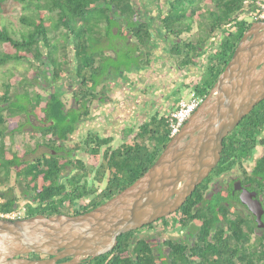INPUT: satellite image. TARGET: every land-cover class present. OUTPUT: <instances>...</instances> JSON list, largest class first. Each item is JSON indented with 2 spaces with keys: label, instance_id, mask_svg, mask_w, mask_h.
<instances>
[{
  "label": "flooded vegetation",
  "instance_id": "obj_1",
  "mask_svg": "<svg viewBox=\"0 0 264 264\" xmlns=\"http://www.w3.org/2000/svg\"><path fill=\"white\" fill-rule=\"evenodd\" d=\"M138 1L146 7L136 13L138 18L150 22L149 44L155 45L148 56L144 54L148 63L106 75L96 87L95 97L76 76L63 74L49 89L63 102L53 106V117L48 116L44 102L34 107L26 103L16 119H12L8 109L3 111L0 203L13 202V210L7 212L15 213L12 219L74 215L108 200L104 197L106 190L114 187V179H123V172L127 171L123 164L117 171L120 163L111 166L110 158L123 154L127 145L140 143L143 125L148 126L149 133L142 142L147 140L149 148L153 147V119L168 116L179 96L200 81L220 40L236 30L233 22L217 26L206 36L210 22L216 21V1L196 0L191 2L193 8L183 3L193 22L190 31L178 35L163 28L162 16L159 18L161 12L170 9L167 0ZM204 11L207 17L202 14ZM242 19L251 24L254 16L245 12ZM196 21L198 31L193 29ZM184 33L190 37L185 38ZM174 41H199V50L189 54L186 62L187 57H177L169 50ZM163 63L164 67H159ZM158 78L163 81L155 87ZM40 81L35 89L46 94ZM251 126L252 122L246 119L230 135V154L220 155L217 165L203 180L202 200L131 230L129 251L136 243L147 246L156 258L155 264H216L221 257L228 263L240 264L242 252L245 263L252 260V249L263 252L264 240L259 244L258 239L264 235V122L253 137L249 136L254 132ZM241 149H246V153L241 154ZM22 257L51 256L29 253ZM87 260L90 258L79 264Z\"/></svg>",
  "mask_w": 264,
  "mask_h": 264
},
{
  "label": "trees",
  "instance_id": "obj_2",
  "mask_svg": "<svg viewBox=\"0 0 264 264\" xmlns=\"http://www.w3.org/2000/svg\"><path fill=\"white\" fill-rule=\"evenodd\" d=\"M184 1L167 0L169 11L160 13L159 18L162 16L163 28L172 31L175 35L190 31L193 22V16L187 15L184 9ZM186 1L194 3L196 0ZM211 1H216L217 15L216 21L210 22L206 36L211 35L217 26L219 28L221 25L233 22H235L236 30L220 40L214 55L207 64L204 75L197 84L193 85L203 98L229 61L240 37L250 26V23L246 24L242 19V15L245 12H252L255 16L259 10L258 4L264 3V0H251L249 3H244V0ZM138 2V0H0V26H2L0 27V44H3L4 47L0 54V65L29 57L40 66H46L43 69L42 77L36 72L30 77L34 85L37 80L44 81L42 86L47 93L44 94L45 92L41 93L40 91V93L28 92L22 95L25 101L33 107L44 102L49 111L48 116L53 117V106H61L63 102L56 98V93H50L49 89L56 86V82L63 74L67 77L76 76L82 82L81 86L88 87L91 96L95 97L94 91L106 75L129 70L130 67L139 63L149 62L146 56L151 53L150 48L155 45L149 44L152 40L150 22L138 18L136 13L146 6ZM16 8L20 10L19 26L17 30L13 28L10 31L6 26L11 28L12 23H8L5 17L12 14ZM256 20L259 19L254 18L253 21ZM49 31L55 34L53 37L56 38L55 40H49L47 36ZM16 33L18 37H15ZM57 37H61L59 42ZM199 43V41L195 44L174 41L170 44L169 50L177 57H187V62L190 59L188 55H193L199 50ZM51 50L53 53L50 52ZM40 58L42 59L40 60ZM180 62L182 61L180 60ZM159 67H164V63ZM174 77L176 78V76ZM23 81L24 78L20 79L21 83ZM29 83L32 84L31 81ZM11 97L7 94L2 95L3 106H0V120L5 118L2 114L4 110L8 109L12 116L16 114L17 109L14 105L17 99L12 100L14 96ZM181 97L182 95L179 96V99ZM254 112L257 114L251 117ZM158 117L153 119L154 124L151 128L154 140L151 149L147 140L142 142L143 136L149 133L148 126L143 125L140 130L141 142L125 146L128 148L123 154L119 153L110 158L111 166H114V163H120L116 165L117 171H121V164L127 168V171L123 172V179H114L111 183V186L114 187L106 190L105 198L112 197L141 176L170 140L168 116ZM246 119L252 122L251 131L254 132L249 133V136L253 137L258 132V126L264 122V99L256 104L239 124ZM235 129L236 127L224 137L221 157L229 156L231 141L228 142V140ZM245 153L246 149L243 151L241 149V154ZM204 183L205 181L195 187L180 209L202 200ZM12 210L13 202L11 200L0 203L1 212L7 213ZM86 210L84 211L86 212ZM247 225L252 228L250 223ZM252 225L254 226L253 223ZM131 232L119 235L117 244L112 250L85 261V264H155L156 258L151 256L147 246L136 243L129 251L128 244L133 240ZM263 240L264 235L259 237V244H263ZM224 249L226 248L224 247ZM251 252L253 258L246 263L244 262L245 253L242 252L243 261L240 264H264V250L260 254L255 249H252ZM216 264L231 263L221 257Z\"/></svg>",
  "mask_w": 264,
  "mask_h": 264
},
{
  "label": "water",
  "instance_id": "obj_3",
  "mask_svg": "<svg viewBox=\"0 0 264 264\" xmlns=\"http://www.w3.org/2000/svg\"><path fill=\"white\" fill-rule=\"evenodd\" d=\"M263 99L264 20H256L197 109L130 185L84 213L0 217V264H79L176 211L217 165L224 137ZM29 253L51 257H22Z\"/></svg>",
  "mask_w": 264,
  "mask_h": 264
},
{
  "label": "rangeland",
  "instance_id": "obj_4",
  "mask_svg": "<svg viewBox=\"0 0 264 264\" xmlns=\"http://www.w3.org/2000/svg\"><path fill=\"white\" fill-rule=\"evenodd\" d=\"M184 2H187V1L185 0ZM187 3L188 4H185V7L189 5L190 7L193 8L194 4H192L191 2H190L191 4L189 2H187ZM19 12H20L19 8H16L12 14L5 17V20L8 23H10V22L12 23L11 28L6 26V28L8 30L12 31L13 28L16 30L18 29ZM202 14L206 17L208 16L206 11H204V13H202ZM195 18H196L195 20H197L198 16H196ZM245 18L247 20H249V17H245ZM254 18H256V17L254 16ZM197 24H198L197 21L194 22V24H193V29L195 31H198V29H199V27H197ZM0 27H2V26H0ZM184 34H186V35H184L185 38L190 37L189 35H187L188 33H184ZM54 35L55 34L52 31H49L47 36L49 37V40H55L56 38H53ZM15 37H18L17 33L15 34ZM60 40H61V37H57V41L59 42ZM3 50H4L3 44H0V54L3 52ZM50 52L53 53V50H51ZM41 59L42 58H40V60ZM45 68H46V66H43V65L40 66L36 62L32 61V59H30L29 57L26 59H21L19 61L13 60V61L7 62L3 65H0V106L1 105L3 106V104H2L3 103L2 102V100H3L2 95L3 94H7L10 98H12L11 96L13 95L14 98L12 100L17 99V102L14 105L15 109H17L15 115H20L24 106L27 105L26 104L27 102L25 101L23 95L25 93H28V92L34 93V94L37 92V90L35 89V86L33 84V80L30 76L36 72L40 75V77H42V74L44 72L43 69H45ZM22 78H24V81L21 83L20 79H22ZM30 81L32 84L29 83ZM157 81H158V84L155 83V87H158V85L161 83V81H163V78H158ZM43 83H44V81H40L38 84L44 85ZM188 90L184 91L182 96L187 98L188 94H186V93L188 92ZM38 108H40V107H38ZM34 109H36V108H34ZM15 115H13L12 119H16Z\"/></svg>",
  "mask_w": 264,
  "mask_h": 264
},
{
  "label": "built area",
  "instance_id": "obj_5",
  "mask_svg": "<svg viewBox=\"0 0 264 264\" xmlns=\"http://www.w3.org/2000/svg\"><path fill=\"white\" fill-rule=\"evenodd\" d=\"M258 13L255 15L259 20H264V3H259ZM188 97L182 96L175 106V108L168 114L169 123V135L172 137L175 135L184 124V122L190 117V115L197 109L202 100L204 99L200 96L193 86L190 87L188 92ZM15 213H3L0 211L1 218L12 219Z\"/></svg>",
  "mask_w": 264,
  "mask_h": 264
}]
</instances>
